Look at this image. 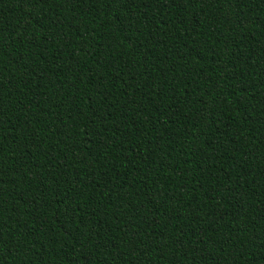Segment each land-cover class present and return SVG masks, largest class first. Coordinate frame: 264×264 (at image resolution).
Listing matches in <instances>:
<instances>
[{"label":"trees","instance_id":"16d2710c","mask_svg":"<svg viewBox=\"0 0 264 264\" xmlns=\"http://www.w3.org/2000/svg\"><path fill=\"white\" fill-rule=\"evenodd\" d=\"M0 264H264V0H0Z\"/></svg>","mask_w":264,"mask_h":264}]
</instances>
